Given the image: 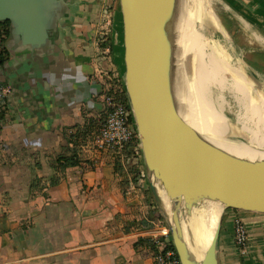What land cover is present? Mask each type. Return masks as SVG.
Returning a JSON list of instances; mask_svg holds the SVG:
<instances>
[{
	"label": "crops",
	"instance_id": "0c3cea01",
	"mask_svg": "<svg viewBox=\"0 0 264 264\" xmlns=\"http://www.w3.org/2000/svg\"><path fill=\"white\" fill-rule=\"evenodd\" d=\"M221 1L241 25L264 33V0ZM106 2L66 0L45 49L26 48L11 29L3 42L8 57L4 62L0 57V82L11 85L12 93L0 110V264H155L153 245L147 243L157 230L148 220L158 214L155 200L148 183L126 185L132 174L118 167L119 151L85 140L81 165L57 172L53 166L66 145L65 132L84 117L104 113L97 69L108 66L98 61ZM115 32L113 57L124 75L120 4ZM54 174L57 185L41 182L32 189L35 178L49 180ZM222 211L220 202L199 205L191 227L198 253ZM247 229L242 256L234 227L223 226L220 264H264V219L251 218Z\"/></svg>",
	"mask_w": 264,
	"mask_h": 264
},
{
	"label": "water",
	"instance_id": "95a60500",
	"mask_svg": "<svg viewBox=\"0 0 264 264\" xmlns=\"http://www.w3.org/2000/svg\"><path fill=\"white\" fill-rule=\"evenodd\" d=\"M124 29V89L142 147L147 183L157 212L171 229L182 264H220L218 242L226 223L247 226L264 219V161L231 154L205 140L185 119L178 104L177 72L171 24L178 0H120ZM66 11V0H0V23L10 21L11 34L26 48L49 46ZM217 157L249 175L205 182L208 161ZM199 177V179L197 178ZM220 202L223 211L214 237L197 254L192 229L185 224L203 202ZM156 213V212H155ZM147 223V221H143Z\"/></svg>",
	"mask_w": 264,
	"mask_h": 264
},
{
	"label": "rangeland",
	"instance_id": "374dc122",
	"mask_svg": "<svg viewBox=\"0 0 264 264\" xmlns=\"http://www.w3.org/2000/svg\"><path fill=\"white\" fill-rule=\"evenodd\" d=\"M205 3L208 11L192 10L189 21L198 27L208 18L213 19L215 24L208 23L198 30L208 43L207 53L215 52L225 70L217 75V80L209 81L205 85L207 92H203L188 58L185 80L175 82L178 104L183 111L194 116L198 113L197 117L202 115V111L206 116V106L209 107L212 113L224 119L220 125L222 138L264 148V33L257 28L241 25L234 12L227 9L221 0H205ZM237 73L242 75L238 76ZM236 81L245 89L244 92L241 87L237 88ZM185 82L191 85L188 83L187 86ZM188 92L193 93L189 95ZM191 95L192 101L189 99ZM139 183H147V180Z\"/></svg>",
	"mask_w": 264,
	"mask_h": 264
},
{
	"label": "built area",
	"instance_id": "2783aa9c",
	"mask_svg": "<svg viewBox=\"0 0 264 264\" xmlns=\"http://www.w3.org/2000/svg\"><path fill=\"white\" fill-rule=\"evenodd\" d=\"M120 0H107L102 8L101 21L98 26V42L100 55L98 61L108 62V66H99L97 73L103 78L102 101L104 103L103 115L87 116L93 119L97 125L88 134L86 142L100 148L115 149L122 154V162L129 157V163L137 166L139 170L138 180H146L143 168V153L139 141L136 126L131 119V111L125 99L124 75L120 66L116 64L113 57V39L115 32V17ZM1 42V37H0ZM12 93V86L0 82V110L6 108L7 100ZM149 222L156 232L150 237L153 245V259L155 264H182L173 243L171 229L164 221L156 215H149ZM236 246L242 256L247 254L249 242L247 226L234 227L233 235Z\"/></svg>",
	"mask_w": 264,
	"mask_h": 264
},
{
	"label": "bare ground",
	"instance_id": "6f19581e",
	"mask_svg": "<svg viewBox=\"0 0 264 264\" xmlns=\"http://www.w3.org/2000/svg\"><path fill=\"white\" fill-rule=\"evenodd\" d=\"M195 9H200L202 11H208L205 0H178L177 14H176V17L174 18V20L171 24V28H170L171 29V37H172V41H173L175 61H176L177 66H178L177 72L180 75H183V71H184L183 64H185V61L189 58V63L192 65V67L196 73V77L198 79V84H199L200 90L203 92H207L205 90L206 89L205 85L208 84L209 81L217 80L215 78L217 77V75L219 76V74L225 70V67L215 52H211L209 54L207 53L206 50L208 49V43H206L204 41L203 35L198 30V28L205 27L208 23L215 24L213 19H210V18L207 19L206 18L207 20H205V22L202 23L201 26L195 27L189 21V15L191 14L192 10H195ZM237 75L241 76L242 73H237ZM188 83L190 84V82H188ZM188 83H186L187 86H188ZM193 84H195V83L193 82ZM235 84L237 85V88L241 87L239 82L237 83V81H236ZM240 89L243 92L245 90L242 87ZM191 90L189 89V91H191ZM187 91H188V89H187ZM192 93H189V95ZM192 97H193V95H191L189 99H191ZM191 101H192V99H191ZM191 101H189V102H191ZM192 103H195V102L193 101ZM207 104H208V102H207ZM199 105H200V103H199ZM195 108H196L195 110H197V107H195ZM192 109H194V108H192ZM251 109H252V107H251ZM195 112L196 111H194L193 113H195ZM202 112L205 113L204 111H202ZM206 112H207V115H206L207 117L205 115H203V113H201V112L200 113L202 115H200V116L198 115L199 117H197L198 113L196 114V116L190 115V114L184 113V112L181 113V115L185 119V121H187V123H189V125H191L205 140H207L208 142H210L214 146L222 148V149L230 152L231 154L242 157V158H246V159H250V160H254V161H256V160L257 161H264V148H262L260 146L256 147V146L251 145V144H239V143H235V142H230V141H227L226 139L222 138V130L220 128V125H222L224 123V119H222V118L218 117L216 114L212 113L211 109L207 106H206ZM251 112H252V110H251ZM211 119H212V122H211ZM238 130H240V129H238ZM207 163H208L207 173L205 175L202 174V178H200V179H203L205 182H216V181L220 182V181L235 179V178H238L240 176H245V175L250 174L248 169L243 168V167L238 166V165L231 166L228 163L222 161L221 159H219L217 157L210 158V160ZM197 178L199 179V177H197ZM206 202H203V203L206 204ZM221 206H222V204H221ZM198 207L192 211V213L189 217V221L187 222V224H185L190 229H192L191 228L192 222L195 219V217L197 216ZM219 220H220V218H219ZM219 220L213 226L210 234L208 235V237H207V239H206V241H205V243L201 249V252H203L205 249H207V247L211 243V241L214 237V234L217 230ZM195 250H196V247H195ZM196 252H197V250H196ZM199 253L197 252V254H199Z\"/></svg>",
	"mask_w": 264,
	"mask_h": 264
},
{
	"label": "trees",
	"instance_id": "16d2710c",
	"mask_svg": "<svg viewBox=\"0 0 264 264\" xmlns=\"http://www.w3.org/2000/svg\"><path fill=\"white\" fill-rule=\"evenodd\" d=\"M10 24H11L10 21H5L0 23V37H1L0 57L3 56L1 62H4L5 59L8 57V51L4 47L3 42L9 36ZM94 122L95 121L92 118L88 119L87 117H84V120L81 124H78L74 126V128H70V130H67V132H65L66 145L62 148L61 153L57 156L53 165L56 172L58 170L59 171L66 170L68 167H76L81 165L82 160L79 155V148L82 142L87 139L88 134H90L91 131L96 128L97 125ZM128 159L129 157L125 160V164L121 163L120 166L118 164V167L122 169L125 168L126 166V168L129 169V171L131 172L132 179L126 182V185H128V187L131 188L132 186H135L139 183V181L137 180L139 176V170L137 166H135L132 163H129ZM49 180L35 178L32 184V189L33 190L38 189L40 187L41 182H44V186L47 184L57 185L59 183V177H57L56 174H54ZM148 191L151 192V189L148 188ZM139 242H141V240H139ZM147 243L150 246H152L150 242Z\"/></svg>",
	"mask_w": 264,
	"mask_h": 264
}]
</instances>
